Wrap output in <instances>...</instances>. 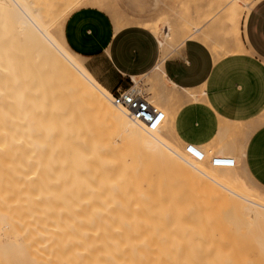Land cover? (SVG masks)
<instances>
[{
  "label": "bare ground",
  "instance_id": "obj_1",
  "mask_svg": "<svg viewBox=\"0 0 264 264\" xmlns=\"http://www.w3.org/2000/svg\"><path fill=\"white\" fill-rule=\"evenodd\" d=\"M82 1L49 14L42 0H0V264H264V198L222 178L240 158L218 152L233 166L210 159L215 168H206L162 132L168 109L151 124L133 119L52 35ZM169 28L159 26L163 44ZM186 39L203 43L215 63L249 53L196 26L176 47ZM166 57L152 70L192 100L206 96L168 81Z\"/></svg>",
  "mask_w": 264,
  "mask_h": 264
},
{
  "label": "crops",
  "instance_id": "obj_2",
  "mask_svg": "<svg viewBox=\"0 0 264 264\" xmlns=\"http://www.w3.org/2000/svg\"><path fill=\"white\" fill-rule=\"evenodd\" d=\"M100 15L88 11L73 16L69 35L75 50L65 36L67 16L63 22V40L88 72L112 94L167 55L162 69L168 81L181 88L204 85L206 93L205 99L184 103L177 114L184 139L230 151L240 158V169L250 176L252 187L264 188V0H253L243 17L242 39L249 53L216 63L209 49L194 39L163 53L148 25L154 18L133 19L115 12L110 24Z\"/></svg>",
  "mask_w": 264,
  "mask_h": 264
},
{
  "label": "rangeland",
  "instance_id": "obj_3",
  "mask_svg": "<svg viewBox=\"0 0 264 264\" xmlns=\"http://www.w3.org/2000/svg\"><path fill=\"white\" fill-rule=\"evenodd\" d=\"M63 1L65 0H42V2L47 5L46 7L49 14L53 10H56L57 5H61V2L62 5L63 3L65 4L69 2V0L67 2ZM249 1L252 2L253 0ZM71 11L73 12H71L67 18L66 15L68 13L55 21L50 26V31L54 37L60 41H64L62 40V28L64 19L66 18L64 22L65 36L67 43L72 50H75V47L73 40L69 35V23L75 14L88 13V11L93 13L95 12V14L99 13V15L102 14L110 24V17L114 15L115 12L125 14L133 19L154 18L148 25L158 37L161 44V50L165 54L188 36L192 26L200 27L206 35L223 47H245V42L242 39V23L247 10L236 6L233 0H85L78 5L73 6ZM102 15H100V18H102ZM237 17L240 20L239 26L237 25L238 22L235 23V19ZM85 21L86 19L82 21V27H86L84 23ZM163 22H167L170 26L169 30L165 33L166 44H163L161 39V35L163 33L159 32V26ZM90 29L91 28H87L85 31ZM227 56H229V54H227ZM76 57L83 63L80 56ZM137 82L142 87L143 96L148 101L151 100V104L155 105L159 112L163 110L162 108L168 109V127L162 130L164 135H167L176 142H179L183 145V147L186 144L185 148L193 146L202 152V158L198 159L194 157L202 165L208 169L214 170L215 167L210 164L211 157L216 156L218 152H222L223 154L231 153L230 151H225L221 148L214 149L212 144L200 146L199 143L189 142L184 139L176 125L177 114L184 103L195 100H192V97L190 96L186 97L187 93L185 91L168 85L160 72L152 70L147 75L137 77ZM129 84H133L132 80H129ZM150 86L154 89L152 95H150L146 90V88ZM202 88H204V85L192 89L191 91L200 95ZM173 94L185 95L186 99H183L182 101L174 100L171 101V103H168L167 100L163 98V96ZM157 97L160 98L156 99ZM200 97L197 96V99L200 100L205 96ZM222 178L226 182L237 186L245 192L264 198V188L252 187L251 183H249L250 176L245 170L240 169V162L235 164L232 170L225 171L222 174ZM202 197H204V195ZM207 197L210 198L211 196ZM234 199L236 198L234 197ZM189 201H191V199ZM223 248L225 249L226 247L224 246ZM247 252L252 260H256L258 258V251L256 247H248ZM182 253H180L181 258L186 257L187 254L185 253L183 256Z\"/></svg>",
  "mask_w": 264,
  "mask_h": 264
},
{
  "label": "built area",
  "instance_id": "obj_4",
  "mask_svg": "<svg viewBox=\"0 0 264 264\" xmlns=\"http://www.w3.org/2000/svg\"><path fill=\"white\" fill-rule=\"evenodd\" d=\"M112 101L116 105L126 107L133 119L140 120L146 124L153 123L159 116V110L150 104L140 90L134 88L132 84L125 89H120L112 93ZM187 151L197 158L202 156L201 154L197 155L195 149L191 146L187 147ZM211 163L215 166H233L234 160L231 157L213 156Z\"/></svg>",
  "mask_w": 264,
  "mask_h": 264
},
{
  "label": "snow or ice",
  "instance_id": "obj_5",
  "mask_svg": "<svg viewBox=\"0 0 264 264\" xmlns=\"http://www.w3.org/2000/svg\"><path fill=\"white\" fill-rule=\"evenodd\" d=\"M117 39H119V37ZM113 53H115V45L113 46ZM189 151H191V149H189ZM262 179H264V178H262Z\"/></svg>",
  "mask_w": 264,
  "mask_h": 264
}]
</instances>
